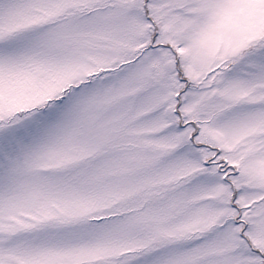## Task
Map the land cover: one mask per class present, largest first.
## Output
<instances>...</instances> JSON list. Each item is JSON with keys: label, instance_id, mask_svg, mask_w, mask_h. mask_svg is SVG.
I'll list each match as a JSON object with an SVG mask.
<instances>
[{"label": "snow or ice", "instance_id": "1", "mask_svg": "<svg viewBox=\"0 0 264 264\" xmlns=\"http://www.w3.org/2000/svg\"><path fill=\"white\" fill-rule=\"evenodd\" d=\"M0 264H264V0H0Z\"/></svg>", "mask_w": 264, "mask_h": 264}]
</instances>
